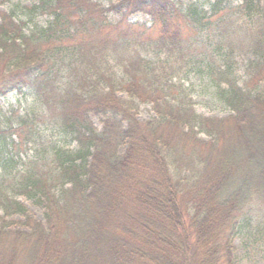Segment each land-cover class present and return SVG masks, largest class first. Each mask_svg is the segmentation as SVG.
<instances>
[{
    "label": "trees",
    "instance_id": "trees-1",
    "mask_svg": "<svg viewBox=\"0 0 264 264\" xmlns=\"http://www.w3.org/2000/svg\"><path fill=\"white\" fill-rule=\"evenodd\" d=\"M21 1L0 2V98L24 102L0 108V264L264 256V0ZM191 79L231 115L198 114Z\"/></svg>",
    "mask_w": 264,
    "mask_h": 264
},
{
    "label": "rangeland",
    "instance_id": "rangeland-1",
    "mask_svg": "<svg viewBox=\"0 0 264 264\" xmlns=\"http://www.w3.org/2000/svg\"><path fill=\"white\" fill-rule=\"evenodd\" d=\"M4 0H0L2 2ZM93 3H99L103 6L108 4V0H92ZM23 5H30L34 2V0H22ZM119 18L116 14H111L109 16V20L114 22ZM129 21L132 23H140V24H150V18L143 14H137L129 18ZM190 84L194 85V88L191 90L192 97L194 99V103L196 104V111L198 114L204 115L209 118H218L223 119L227 118L231 115V112L222 106L221 104L211 100L209 97V91H207L208 87L197 79H191L187 81L186 86L189 87ZM24 107L23 98L19 96L17 93H12L5 98H0V108L4 113H9L11 110H20ZM154 114L151 112L149 106H142L139 111V119L141 121L148 120L152 118ZM95 124L99 126V122L94 120ZM21 202L25 204L27 207L30 216L39 222H44L45 211L42 207L36 205L32 201L26 200L25 198L20 199ZM16 220H20L19 218H15ZM255 222L251 224L254 226ZM246 238H237L235 240V246L237 248V257L239 259L238 264H264V256H258L251 252L250 249H245L243 245H245ZM250 252V253H249Z\"/></svg>",
    "mask_w": 264,
    "mask_h": 264
}]
</instances>
